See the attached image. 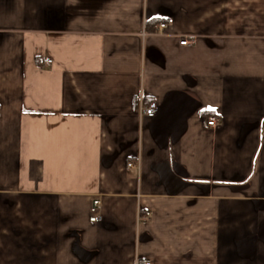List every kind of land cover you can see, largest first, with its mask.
Segmentation results:
<instances>
[{
    "label": "crops",
    "instance_id": "crops-1",
    "mask_svg": "<svg viewBox=\"0 0 264 264\" xmlns=\"http://www.w3.org/2000/svg\"><path fill=\"white\" fill-rule=\"evenodd\" d=\"M0 111V264H264V0H0Z\"/></svg>",
    "mask_w": 264,
    "mask_h": 264
},
{
    "label": "built area",
    "instance_id": "built-area-1",
    "mask_svg": "<svg viewBox=\"0 0 264 264\" xmlns=\"http://www.w3.org/2000/svg\"><path fill=\"white\" fill-rule=\"evenodd\" d=\"M167 28V24L165 22H162L159 24L158 26V31H163ZM185 43H191V41L185 40ZM48 62H51L50 60ZM158 111V103L157 101L153 100L150 101L148 103H142L140 105V113L143 116H147V117H155ZM1 114V111H0ZM219 121V119L216 116H211L208 118V125L210 127H214L216 125V123ZM134 164L131 162L129 163V166H133ZM92 221H96L97 218L94 217L91 219ZM144 264H149V263H144Z\"/></svg>",
    "mask_w": 264,
    "mask_h": 264
},
{
    "label": "trees",
    "instance_id": "trees-1",
    "mask_svg": "<svg viewBox=\"0 0 264 264\" xmlns=\"http://www.w3.org/2000/svg\"><path fill=\"white\" fill-rule=\"evenodd\" d=\"M160 23H161V21H159V20L151 19V20H149V21L147 22V27H148V29H149L150 31H152V30L155 29V26H156L157 24H160Z\"/></svg>",
    "mask_w": 264,
    "mask_h": 264
}]
</instances>
